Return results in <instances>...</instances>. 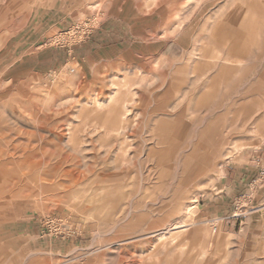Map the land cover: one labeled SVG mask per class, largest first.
Here are the masks:
<instances>
[{
	"label": "rangeland",
	"instance_id": "rangeland-1",
	"mask_svg": "<svg viewBox=\"0 0 264 264\" xmlns=\"http://www.w3.org/2000/svg\"><path fill=\"white\" fill-rule=\"evenodd\" d=\"M262 170L264 0H0V264H264Z\"/></svg>",
	"mask_w": 264,
	"mask_h": 264
},
{
	"label": "bare ground",
	"instance_id": "bare-ground-1",
	"mask_svg": "<svg viewBox=\"0 0 264 264\" xmlns=\"http://www.w3.org/2000/svg\"><path fill=\"white\" fill-rule=\"evenodd\" d=\"M114 103V102H113ZM110 106V105H109ZM96 110L97 111H101L103 109L102 105L97 103L96 104ZM124 107V106H123ZM124 109V108H123ZM123 116V115H122ZM103 124L106 127V131H120L123 127H124V118L121 117V115L119 116L118 112H116V109L114 107L109 108V110L106 112V117L103 121ZM34 125V124H33ZM51 125V124H50ZM52 127V126H51ZM37 129V128H36ZM40 130V129H39ZM50 130V129H49ZM37 131V130H36ZM74 131V130H73ZM121 132V131H120ZM119 132V133H120ZM123 133V132H121ZM120 133V134H121ZM33 151V150H32ZM28 152V151H27ZM125 157V156H124ZM39 159V158H38ZM126 159V158H125ZM115 165V164H114ZM51 166V165H50ZM50 168V167H49ZM57 168V167H56ZM48 173V172H47ZM46 174V173H45ZM44 174V175H45ZM90 189V188H89ZM92 190V189H91ZM91 190L89 192H91ZM103 190V189H102ZM100 191V190H99ZM192 209V208H191ZM191 209H189L188 211H191ZM180 223H176V226H174L171 230H174L175 232L177 231H183L185 229V225H178ZM175 225V224H174ZM162 237V236H161Z\"/></svg>",
	"mask_w": 264,
	"mask_h": 264
},
{
	"label": "crops",
	"instance_id": "crops-1",
	"mask_svg": "<svg viewBox=\"0 0 264 264\" xmlns=\"http://www.w3.org/2000/svg\"><path fill=\"white\" fill-rule=\"evenodd\" d=\"M255 170H254V173L256 172V170H257V167L256 168H254ZM256 174V173H255ZM247 176H245V178H246ZM235 176L233 175V172H232V175L231 176H229V180L230 181H232V182H234L235 181ZM244 180V179H243ZM245 181V180H244Z\"/></svg>",
	"mask_w": 264,
	"mask_h": 264
},
{
	"label": "built area",
	"instance_id": "built-area-1",
	"mask_svg": "<svg viewBox=\"0 0 264 264\" xmlns=\"http://www.w3.org/2000/svg\"><path fill=\"white\" fill-rule=\"evenodd\" d=\"M261 175L264 176V171L263 170L261 171Z\"/></svg>",
	"mask_w": 264,
	"mask_h": 264
}]
</instances>
